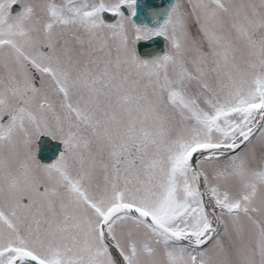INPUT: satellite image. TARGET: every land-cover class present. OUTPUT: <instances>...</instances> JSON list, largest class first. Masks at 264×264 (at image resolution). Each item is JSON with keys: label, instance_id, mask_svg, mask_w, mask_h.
I'll use <instances>...</instances> for the list:
<instances>
[{"label": "snow or ice", "instance_id": "6c2138e0", "mask_svg": "<svg viewBox=\"0 0 264 264\" xmlns=\"http://www.w3.org/2000/svg\"><path fill=\"white\" fill-rule=\"evenodd\" d=\"M0 264H264V0H0Z\"/></svg>", "mask_w": 264, "mask_h": 264}]
</instances>
